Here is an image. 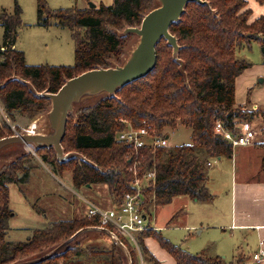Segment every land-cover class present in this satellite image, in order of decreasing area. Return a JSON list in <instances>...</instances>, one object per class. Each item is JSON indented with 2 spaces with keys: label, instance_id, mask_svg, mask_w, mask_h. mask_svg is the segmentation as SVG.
Instances as JSON below:
<instances>
[{
  "label": "trees",
  "instance_id": "obj_1",
  "mask_svg": "<svg viewBox=\"0 0 264 264\" xmlns=\"http://www.w3.org/2000/svg\"><path fill=\"white\" fill-rule=\"evenodd\" d=\"M201 1L206 4L189 3L181 18L169 27L179 46L177 59L172 58L171 47L162 39L149 75L122 87L114 96L78 110L74 119L68 116L61 143L64 153L70 155L68 161L57 162L53 149L36 150L42 164L57 176L69 173L73 189L106 186L117 206L125 194L134 192L138 180L143 198L140 209L147 218L150 208L166 206L177 197L199 202L213 199L205 185L206 166L210 160L230 159L233 154L231 144L215 132V124L220 122L232 131L240 123L264 117V112L235 104V81L251 66L237 59V49L243 45L250 48L252 43L264 46L260 37L264 36V17L249 23L251 11L244 0ZM155 5V0H113L111 6L98 5L94 9L54 10L46 0H36V26L49 28L53 24L70 31L74 65L69 67L26 65L23 52L12 49L17 30L23 25L21 9L16 4L11 14L1 11L0 104L7 118L15 123L14 115L19 114L28 125L50 107L49 100L38 98L34 92L56 93L67 80L86 71L122 64L129 35L118 36L114 30L138 27ZM128 124L134 129L149 128L156 137H167L163 136L165 129L182 125L190 130L191 143L134 152L130 145L117 140ZM13 135L7 124L0 123V139ZM255 147L264 152V143ZM25 156L31 154L19 159ZM16 162L0 167V264L41 257L79 230L99 226L97 219L86 217L58 221L32 231L24 242H9L8 222L14 215L9 186L26 184L35 167ZM262 165L264 168V157ZM133 167L136 175L129 171ZM148 172H154L153 179L147 178ZM118 237L128 251L130 264H141L144 259L158 264L145 246L147 238H153L175 264H226L221 257H208L204 252L192 255L154 229L137 233L136 246ZM40 264L128 262L110 240L106 249L94 244L82 247L74 241Z\"/></svg>",
  "mask_w": 264,
  "mask_h": 264
},
{
  "label": "rangeland",
  "instance_id": "obj_2",
  "mask_svg": "<svg viewBox=\"0 0 264 264\" xmlns=\"http://www.w3.org/2000/svg\"><path fill=\"white\" fill-rule=\"evenodd\" d=\"M46 3L50 9L54 10L85 9L89 6V3L96 6H111L113 0H46ZM16 4L22 11L21 21L23 23L17 30L18 41L16 40V50L23 52L26 65L73 66L74 43L70 37V31L67 28H59L53 24L47 29L35 27L36 0H0V12L5 10L8 14H11ZM122 31L114 30L118 36L121 35ZM137 42V36L129 35V39L123 48L124 57L122 58V63ZM1 44L2 29L0 28ZM248 52L246 46L239 47L237 49V59L248 60L246 58ZM14 80L22 82L17 78H14ZM24 84L28 85L26 83ZM107 96L106 94H100L97 96L83 97L74 107L73 113L71 114L72 119L75 118L78 110L93 106ZM49 108L47 111H49ZM47 111L35 118L39 131L47 128ZM14 120L15 123L10 122L21 126L27 124L26 118L19 114L14 115ZM0 123H2L1 116ZM250 127L260 137L264 138V131H262L264 129V121L262 118L254 119ZM190 134V130L182 125H178L174 130L165 129L164 131V136L168 137L169 147L190 144ZM29 153L31 156H25L22 158V161L19 159L20 156L28 155ZM233 155L232 159L222 157L220 159L210 160L206 166L205 176L207 180L205 185L209 187L211 192L216 190L220 194H225L229 190L230 185L231 187L234 186L235 180L240 178L241 173L245 171L241 154H234L233 152ZM76 157L83 159L81 155H76ZM231 160L233 168L230 169ZM14 162L17 164H30L35 167L31 171L30 178L26 184L9 186L10 208L14 213L8 222L9 231L7 239L9 242H24L34 230L44 229L54 222L70 220L65 218L68 216L65 214V208H67L65 203H71V213L74 211H72L74 207V219L83 218L84 210L87 208L88 203L92 204L88 200L99 201L96 203V206L103 209L113 207L111 206L112 199L108 194L106 186H93L89 190L87 188H81L79 190L73 189L69 180V173H63L61 176L50 175L43 167L38 166L41 164V161L32 148L22 149L21 144H11L3 148L0 152V167L9 166V164ZM46 167L51 171L50 167ZM67 189H73V192L67 195ZM201 205L193 203L187 197H178L166 206L150 208V216L146 221L149 223L151 220V227H158L160 229V235L163 238L192 255L199 254L202 250H207L208 256H211L213 253L217 254V251H219L221 257L225 255L226 259L224 258V261L226 264H256L248 260L242 263L233 262V240L226 239L220 229L215 228L213 221L208 217L206 210L201 208ZM175 215H177L176 218L170 222ZM225 231L228 233L227 230ZM123 240L128 245L130 244L124 238ZM75 242L82 247H85L87 244H94L98 249H106L108 248L110 240L102 233L88 231L78 236ZM148 245L153 250V254L161 259L160 262L164 264L172 263L170 256L158 246L153 238H150Z\"/></svg>",
  "mask_w": 264,
  "mask_h": 264
},
{
  "label": "water",
  "instance_id": "obj_3",
  "mask_svg": "<svg viewBox=\"0 0 264 264\" xmlns=\"http://www.w3.org/2000/svg\"><path fill=\"white\" fill-rule=\"evenodd\" d=\"M155 3V7L145 14L138 27H127L122 31L120 35L122 37L127 35L138 37L137 44L122 64L86 71L67 80L56 93L34 92L38 98L47 99L50 102L46 116L47 128L39 131L37 125L33 134H19L0 139V152L8 145L21 144L22 149L32 148L35 151L53 149L57 162H67L70 155L64 154L61 143L65 135L68 116L73 113L74 107L83 97L100 94L114 96L122 87L145 78L156 65V48L162 39L171 47L172 58L176 60L179 46L176 38L170 34L169 27L181 18L189 3L202 5L206 3L201 0H155ZM95 7L96 5L89 3L88 8L94 9ZM261 52L264 55V47ZM88 231H97L111 238L116 247L122 251L128 264L131 263L126 247H123L110 232L98 227H89L79 230L45 255L16 264L45 262L71 245L82 233Z\"/></svg>",
  "mask_w": 264,
  "mask_h": 264
},
{
  "label": "crops",
  "instance_id": "obj_4",
  "mask_svg": "<svg viewBox=\"0 0 264 264\" xmlns=\"http://www.w3.org/2000/svg\"><path fill=\"white\" fill-rule=\"evenodd\" d=\"M244 1H246L247 8L251 11L249 23H252L260 17H264V3H258L256 0ZM35 27L41 28L36 25ZM262 38L264 39V37ZM263 47L264 46L258 43L251 44L246 56L248 60L245 59L251 66L243 71L235 81L236 106L246 107L253 111L259 110L260 112H264V55L261 52ZM12 49H17L16 43ZM262 119L264 121V117H262ZM262 131H264V129H262ZM261 143H264V138L259 136L258 141L254 145L236 147L233 149L234 154H241L245 171L241 173L240 178L235 180L234 186L231 187L230 185L229 190L226 191L225 194H220L216 190L211 192L209 187H207L210 194L213 196L212 200L199 202L187 197L193 203L202 204L201 208L206 210L215 228L220 229L226 239L233 240L234 252L232 260L234 263H242L246 260L252 261L251 255L253 253L258 251L264 252V168L262 165L264 152L255 147L256 144ZM232 156L234 155L232 154ZM38 166L43 167L50 175L55 176L44 164L41 163ZM231 168H233L232 160L230 164V169ZM87 190H89V188H87ZM72 192L73 189H67V195ZM88 201L92 202L94 205L99 202L94 200ZM72 203L74 204L73 201ZM65 205L67 206V208H65V214L68 215L65 218L70 220L74 219V207L72 208V211H74L71 213V203H65ZM113 205L114 203L112 201L111 206ZM86 210L87 208L84 210L83 218L86 215ZM148 224L151 226V220ZM153 229L160 232L158 227H154ZM225 230H227L228 233ZM149 240L150 238L145 240L146 248L154 256L158 264H164L160 262L161 259L153 254L151 247L149 248ZM201 252H204L205 255L208 256L207 250H202ZM219 253L220 252L217 251V254L213 253L208 257H221ZM221 258L223 260L226 259L225 255ZM171 260V264H175L172 258ZM143 263L155 264L146 260H142V264Z\"/></svg>",
  "mask_w": 264,
  "mask_h": 264
},
{
  "label": "built area",
  "instance_id": "obj_5",
  "mask_svg": "<svg viewBox=\"0 0 264 264\" xmlns=\"http://www.w3.org/2000/svg\"><path fill=\"white\" fill-rule=\"evenodd\" d=\"M0 116L2 123L9 126L14 135L33 134L37 129V121L34 120L26 126L12 124L4 113V109L0 104ZM251 122H243L234 127L232 131L225 129L220 122L215 124V132L224 140L229 142L232 148L245 147L254 145L258 141L257 134L251 127ZM164 134V133H163ZM164 136V135H163ZM117 140L130 145L134 152L143 149L168 148V137H156L149 128L134 129L129 124L124 132L117 135ZM134 175L137 174L135 168L129 169ZM148 179L154 178V172L147 173ZM141 186L138 180L134 182V192L124 195L122 203L112 208H100L94 204L88 203L86 215L87 219H97L98 228L105 229L110 232L115 239L119 240V236L126 239L129 243L136 246L135 235L142 231L153 229L146 221L147 217L142 205ZM118 234V235H117ZM111 241L112 239L109 238ZM121 245H125L120 241ZM252 262L256 264H264V252L258 251L251 255ZM142 264V262H141Z\"/></svg>",
  "mask_w": 264,
  "mask_h": 264
}]
</instances>
